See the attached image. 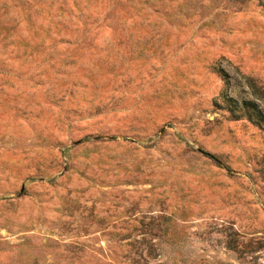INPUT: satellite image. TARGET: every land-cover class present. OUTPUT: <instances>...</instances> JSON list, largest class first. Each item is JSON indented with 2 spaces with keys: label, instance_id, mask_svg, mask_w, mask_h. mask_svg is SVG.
<instances>
[{
  "label": "rangeland",
  "instance_id": "374dc122",
  "mask_svg": "<svg viewBox=\"0 0 264 264\" xmlns=\"http://www.w3.org/2000/svg\"><path fill=\"white\" fill-rule=\"evenodd\" d=\"M247 78L261 0H0V264H264Z\"/></svg>",
  "mask_w": 264,
  "mask_h": 264
},
{
  "label": "trees",
  "instance_id": "16d2710c",
  "mask_svg": "<svg viewBox=\"0 0 264 264\" xmlns=\"http://www.w3.org/2000/svg\"><path fill=\"white\" fill-rule=\"evenodd\" d=\"M264 5V0H261ZM249 87L252 89V93L256 100H260L262 105L253 100H242L238 101L233 97H229L225 93L224 98L230 106V111L238 113L242 111L243 115H246L249 119L254 120L256 123L264 124V90L259 88L251 78H247ZM226 83L227 80H226Z\"/></svg>",
  "mask_w": 264,
  "mask_h": 264
}]
</instances>
